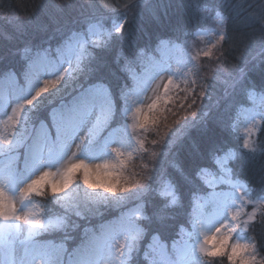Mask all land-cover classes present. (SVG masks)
Here are the masks:
<instances>
[{"label":"trees","instance_id":"16d2710c","mask_svg":"<svg viewBox=\"0 0 264 264\" xmlns=\"http://www.w3.org/2000/svg\"><path fill=\"white\" fill-rule=\"evenodd\" d=\"M90 24L100 27V40L88 42L80 66L63 74L37 103L25 107L17 124L9 128L17 144H29L36 127L48 123L54 109L66 107L95 86L106 89L114 105L102 131L126 130L132 122L126 110L137 79L133 76L159 58L166 43L180 49L178 87L161 96L151 114L155 122L149 119L145 128L133 125L127 130L136 149L121 155L125 165L115 174L119 182L132 177L138 186L127 181L134 186L132 191L98 198L77 174L83 200L82 193L71 197L70 192L66 201L47 188L34 200L44 216L59 218L61 224L51 225L38 238L63 244L72 253L109 221L143 206L148 219L140 223L147 231L128 264H148L144 252L151 250L155 231L159 241L169 246L192 222L195 202L207 190L197 173L201 168L220 172L213 158L232 150L238 157L229 165L231 176L245 186L246 212L255 213L254 229L241 226L246 217L235 224L236 232L248 238L247 257L264 260V225L259 223L264 216L260 203L264 199V0H0V82L25 81V48L28 55L46 50L55 56L73 34L87 35ZM121 24L123 31L117 34ZM221 31L226 39L216 48L200 39L209 35L216 43ZM206 47L211 50L208 56L203 54ZM252 92L262 97L263 105L261 125L251 144L254 155L243 148V137L234 129L241 108L251 106ZM13 150H18L22 164L24 149ZM169 185L179 203L166 209L167 219L160 224L155 213L165 205V196L170 198L164 192ZM64 260L67 264L68 255ZM203 262L229 264L219 256L210 260L203 255Z\"/></svg>","mask_w":264,"mask_h":264},{"label":"rangeland","instance_id":"374dc122","mask_svg":"<svg viewBox=\"0 0 264 264\" xmlns=\"http://www.w3.org/2000/svg\"><path fill=\"white\" fill-rule=\"evenodd\" d=\"M118 27L119 25L116 28ZM101 32L100 27H96L91 31L88 29L87 35L76 34L75 40L72 39V35L66 43L78 44L79 41L82 40L86 42V48L88 42L100 40ZM200 39L204 42L207 41L206 43L208 46L215 44L209 35H203ZM61 49L62 55L60 57L57 56L56 51L55 56H51L53 62L56 63L55 67L50 72L45 73L41 80L25 79V81L20 84L11 79L0 82V189H2L5 195L13 201L18 214L23 215V213H28V219L30 221L39 219L45 223H50L49 225L52 226L60 225V219H51L44 216L39 205L34 200V196L37 194L32 192L25 198L21 194V189L32 179H35L42 170L53 173L50 179L58 182L60 173L65 168L72 164L79 163L80 161H84L85 164L90 166L104 163L114 165L115 167L111 168L110 171L112 173V178L118 180L115 171L120 168V166L125 165L123 160V164H120L121 155H129L136 149L135 140L127 133V130L137 123V121L133 119L136 108H142L147 114L148 105L156 100L157 95L159 97L163 96L165 85H167L168 88L172 87L177 89L178 85L176 79L182 63L180 49L167 43L161 47L159 58H155L136 79L135 87L133 91H131L128 101L129 106L126 110V114L132 122L129 125L127 124L128 126L126 125L127 129H124L125 131L119 129H111L110 131L107 129L105 133V130L102 131L104 123L111 115L114 105L112 99L109 97L108 91L101 86L88 89L81 94L76 101L68 104L64 108L54 109L50 114V121L42 124L47 127L52 140L56 141L57 127L60 126L61 122L59 120H54L53 115L54 113L64 115L66 119L62 125L63 135L61 141L51 146L50 154L48 151H45L42 160L32 159L25 165L23 159V163L20 164V166H23H21L14 175H9L7 170L13 165L14 158L18 157L19 154L18 150H13L18 145L17 138L13 136V132L9 131V128L17 124L25 107L37 103L43 93L33 101L32 105H27L26 101L33 98L36 90L43 83V79L57 80V78H60L63 74L76 70L86 54L84 52L83 56L78 59L79 53L75 51V49L71 52L64 46H62ZM208 50H210V47L204 50L203 54L205 55V52ZM64 69H67V71H64ZM169 80H171V84L168 83ZM96 93L100 94L104 101L103 115H100L98 109L95 107L92 109L91 114L85 116L80 115L81 101ZM250 101V107H243L239 111L237 119L234 122V129L236 133L243 137V143L245 140H248L251 145L261 125L263 105L262 97L253 92L250 95ZM83 111L87 113V109H83ZM98 115H100L99 122H97ZM42 124L37 126L35 131ZM35 131L31 135L29 144L35 135ZM8 141H11V143H8ZM13 145H16V147L11 148ZM9 151L13 152L9 153ZM117 151L121 153L119 159L116 155ZM20 161L22 160L20 159ZM77 174L82 179L80 170H77L74 173V181L70 187L65 190L63 194L58 195L62 200L66 201L70 192L71 197L72 194L73 196L76 195V192L77 194L78 192L82 193L81 199L83 200V190L78 188L76 184L75 175ZM128 174L131 173L129 172ZM222 176L224 177L223 182L220 180ZM202 179L206 184L207 190L206 193L200 196L195 202L196 208L192 222L188 227L181 230V234L177 241H174L169 246L160 242L159 238L153 239L151 242L152 247L149 251L150 259L159 261L165 255H171L173 245L175 244L178 249H186L187 258L192 264H206L203 262V254L199 252V245L203 243V235L211 234L217 227H222V231L225 232L228 231V228L234 229L231 233L232 244L239 243L249 245L248 238H245L244 235H239V233L236 232L237 226H235V223H237L239 219L246 217L248 219V215H250V213L246 212L248 206L245 201V197L247 196L245 186L239 181L233 180L231 174H225L221 171L218 173L205 171ZM127 181H129L130 184L138 186V184H135L137 182L134 183L132 177L127 179ZM127 181H121L120 183H125ZM75 184L76 186H74ZM209 184H211L212 187H209ZM240 185H242V187H240ZM89 191L98 198H106L109 196L116 197L120 194H126L117 193L113 195L106 193L102 188L89 189ZM169 191V187L164 189L165 193H169ZM260 203L264 205V199H262ZM72 209H74V207ZM136 210V208L127 210L125 215L120 216L119 219L114 221H119L122 217L128 218L132 216ZM233 212L239 213L237 221H232L231 219V214ZM114 221H109L105 225L112 224ZM8 223L11 222L0 221V227ZM15 223L19 224L21 230L16 233L15 236L9 237V242L13 245L11 257L9 256L8 248L0 246V264H6L10 258L18 261L23 255L21 241L29 239L28 230L30 229V224H25L23 220ZM224 225H227L228 228L223 227ZM193 249H195V251H193ZM113 259H115V257H113ZM210 260H213V257H210ZM115 264H119V260H116Z\"/></svg>","mask_w":264,"mask_h":264},{"label":"snow or ice","instance_id":"6c2138e0","mask_svg":"<svg viewBox=\"0 0 264 264\" xmlns=\"http://www.w3.org/2000/svg\"><path fill=\"white\" fill-rule=\"evenodd\" d=\"M127 21L125 20L124 23ZM223 18H220V25L223 28ZM98 27L97 25L90 24L89 30ZM123 31V24L116 28V33L119 34ZM73 40L76 39V34H73ZM226 37L221 31L218 39L213 48H216L220 42L225 41ZM84 41L80 40L78 44L66 43L64 45L70 52L75 49L79 53L78 59L83 56L86 51ZM29 50L24 49V59L27 65L26 71L23 73L26 80H41L45 73L50 72L55 67V62H53L51 54L44 51H37L34 56L28 55ZM58 57L62 55V49L58 48L56 50ZM142 54V53H141ZM211 50L205 52V55H210ZM67 71V69H64ZM137 77L134 75L133 79ZM57 80L43 79V83L36 90L35 95L32 99L26 101L27 105H32L33 101L37 97H40L42 93L49 91V88H54L58 83ZM171 84V80L168 82ZM168 87L165 85V92L167 93ZM161 97L157 95L156 100H154L147 107V114L140 107L136 108L133 119L137 121L134 127L145 128L147 121L152 119L155 122V116L151 115L152 110L156 108L157 103L160 102ZM103 98L100 94L96 93L90 97H86L81 101V111L80 115L85 116L91 114L92 109L95 107L98 109L100 115H103ZM22 106V105H21ZM87 109V113L83 111ZM100 115L97 117V122H99ZM54 120H59L60 126L57 127L56 141L52 140L51 135L45 125H41L36 131L32 138L30 144L25 146V142H21L17 145V148L24 149V163L25 165L32 159H43L45 151L51 153V146L61 141L63 135L62 125L66 117L59 113H54ZM251 131V130H250ZM11 143V141H8ZM143 147V144H141ZM243 148L248 150L254 155L255 149H253L248 140L243 143ZM264 152V149L261 150ZM117 158L119 159L121 153L116 152ZM238 157V154L232 150H228L221 156H216L213 158V163L217 168L225 173L231 174L232 169L229 165H232ZM123 164V161H120ZM20 165V156L14 158L13 165L7 170L9 175H14ZM115 167L108 163L96 164L90 166L85 164L84 161L72 164L71 166L65 168L60 173L59 181L51 180L50 177L53 175L50 171L42 170L35 179H32L25 187L21 189V194L27 198V196L35 192L37 195L43 194V191L47 188L51 189L53 195L63 194L67 190L72 182L74 181V173L80 170L82 174V180L84 186L88 189H103L106 193L117 194V193H127L132 190L127 182L120 183L117 179L112 178L111 168ZM206 169L201 168L197 173L198 178L202 180V176ZM221 182L224 181V177H220ZM238 184V183H237ZM209 187H212L209 184ZM242 187V185H240ZM169 196H165L166 203L163 207L155 213L156 220L163 224L167 219L166 209L175 206L179 203V196L175 189L169 185ZM79 215V213H77ZM239 218L238 212H233L231 214L232 221H237ZM148 219L144 215L143 206H138L135 213L128 218L122 217L119 221H114L112 224L105 225L97 233L87 239L82 241L81 244L75 248L72 253H68L67 248L61 245H53L50 241H45L39 239L41 233L47 232L51 225L36 219L30 221L28 219V213H23L20 215L17 213V209L11 199H9L4 191L0 189V221L11 222L0 227V246L8 248L9 256L13 250V245L9 242V237L15 236L16 233L20 232L19 222L24 221L25 224H30V229L28 230L29 239L26 241H21L23 246V255L19 260L9 259L6 264H65L64 256L68 255L67 264H115L116 260H119V264H128L129 259L132 254L139 249V242L147 231V229L141 226L140 221ZM255 213L248 215V219L243 221V226L246 230H252L255 227ZM252 222V223H250ZM259 223L264 225V216H261ZM236 224V223H235ZM237 225V224H236ZM223 227L228 228L227 225ZM234 229H229L228 231H222V227H217L211 234L203 235V243L199 245V252L206 257H226L229 264H264V260L257 261L253 257H247V253L250 245L247 244H232L231 243V233ZM152 236V239L158 238V231ZM151 248V245L148 246ZM166 250V246H165ZM195 251V249H193ZM150 253L148 251L144 252V257L148 261V264H192V262L187 258L186 249H178L176 245H173L172 254L165 255L159 261H154L149 259ZM115 257V259H113Z\"/></svg>","mask_w":264,"mask_h":264}]
</instances>
